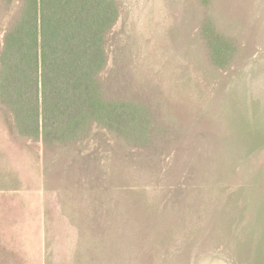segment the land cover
Returning <instances> with one entry per match:
<instances>
[{
  "label": "rangeland",
  "instance_id": "rangeland-1",
  "mask_svg": "<svg viewBox=\"0 0 264 264\" xmlns=\"http://www.w3.org/2000/svg\"><path fill=\"white\" fill-rule=\"evenodd\" d=\"M116 2L102 77L164 144L45 150L0 106V264H264V0Z\"/></svg>",
  "mask_w": 264,
  "mask_h": 264
},
{
  "label": "trees",
  "instance_id": "trees-1",
  "mask_svg": "<svg viewBox=\"0 0 264 264\" xmlns=\"http://www.w3.org/2000/svg\"><path fill=\"white\" fill-rule=\"evenodd\" d=\"M0 6L15 8L0 48V106L18 136L49 150L87 141L99 129L128 147L161 150L166 127L155 123L153 109L102 77L116 0H0ZM228 49L214 41V56Z\"/></svg>",
  "mask_w": 264,
  "mask_h": 264
}]
</instances>
